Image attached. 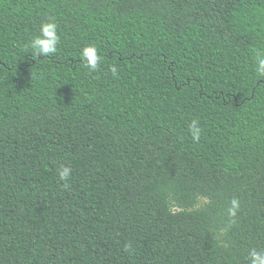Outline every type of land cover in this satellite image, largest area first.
Here are the masks:
<instances>
[{
    "label": "trees",
    "instance_id": "obj_1",
    "mask_svg": "<svg viewBox=\"0 0 264 264\" xmlns=\"http://www.w3.org/2000/svg\"><path fill=\"white\" fill-rule=\"evenodd\" d=\"M48 20L60 43L37 59L26 44ZM258 51L264 0H0V264H249L264 250Z\"/></svg>",
    "mask_w": 264,
    "mask_h": 264
},
{
    "label": "clouds",
    "instance_id": "obj_2",
    "mask_svg": "<svg viewBox=\"0 0 264 264\" xmlns=\"http://www.w3.org/2000/svg\"><path fill=\"white\" fill-rule=\"evenodd\" d=\"M57 24L53 20H48L42 22L39 28V33L33 36L26 44V49H29L31 54L38 59V57L51 56L54 55L60 43V37L57 33ZM80 57L82 58L83 66L89 72H96L102 62V57L98 55V50L95 45L85 46L80 51ZM254 71L257 76L264 78V51H258L255 57ZM110 72L113 77L118 76V70L116 66L110 67ZM188 131L190 133L193 142H198L200 140L202 129L199 125L198 120H192L189 124ZM71 173L70 167H61L58 170V177L60 181L65 182L67 186V181ZM240 209V201L237 198L231 199L229 206L227 208V215L229 218H235ZM124 251L131 252V245L126 244L124 246ZM249 264H264V250L257 251L256 249L250 250L247 257Z\"/></svg>",
    "mask_w": 264,
    "mask_h": 264
},
{
    "label": "rangeland",
    "instance_id": "obj_3",
    "mask_svg": "<svg viewBox=\"0 0 264 264\" xmlns=\"http://www.w3.org/2000/svg\"><path fill=\"white\" fill-rule=\"evenodd\" d=\"M205 200H202V202L199 203L198 207L201 206L203 204Z\"/></svg>",
    "mask_w": 264,
    "mask_h": 264
}]
</instances>
